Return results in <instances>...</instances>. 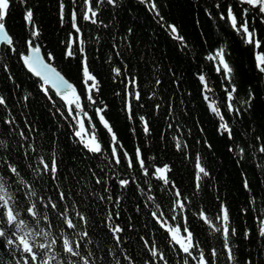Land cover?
Here are the masks:
<instances>
[{"label": "trees", "instance_id": "1", "mask_svg": "<svg viewBox=\"0 0 264 264\" xmlns=\"http://www.w3.org/2000/svg\"><path fill=\"white\" fill-rule=\"evenodd\" d=\"M155 3L162 22L140 0H118L116 7L100 6L98 23L94 25L82 19L83 0L75 5L71 0H64L63 23L60 0H27V5L14 0L7 25L18 52L12 53L0 46V96L7 101V108L0 106V141L9 145L17 166L30 174L24 178L34 180L38 197L55 198L59 191L71 193L64 203L71 205L76 201V207L88 216L87 229L93 234V241L103 238L107 240V247L114 244L105 226V217L108 212H118L119 217L114 216L112 223L124 229L121 235L125 245L134 251L136 264H145L148 259L140 237L156 240L173 264H179L180 257L170 244L169 234L152 216L157 210L164 214L166 227H180L184 217L191 218L190 227L201 244L221 248L219 234L210 233L198 216L199 211L206 210L208 216L214 217L221 202L229 208L232 226L239 233L234 237L237 259L242 264L249 259L254 264H264V238L258 235L257 223V217L264 215V154L255 151L256 142L252 139L256 135L264 137V74L257 70L255 60V55L264 51V23L259 16L254 22L251 15L248 17L262 41V48L254 49L232 29L226 18L229 4L239 16L242 6L237 0H155ZM26 7L34 12L42 55L49 52L54 55L53 66L78 93H84L86 87L79 52L80 46L84 48L100 92L96 94L97 104L89 103L86 97L82 100L87 116L81 114L80 119L88 129L95 125L96 136L104 149L102 154L89 153L79 143L74 135L75 121L67 116L65 104L53 94L55 103L49 100L41 91L40 82L24 70L18 53H26L24 41L30 34L23 19ZM73 8L79 14V34L72 28ZM166 25L177 27L186 46L172 39ZM81 39L83 45L79 43ZM70 40L74 41L76 55L69 59L65 58V52ZM221 47L226 49V59L234 69L233 79L239 92L237 107L247 109L242 116L228 112L224 88L229 85L215 71V62L207 59ZM3 65H7L8 72L3 71ZM114 68H120L124 75L116 76ZM9 75L12 79H8ZM200 75L206 78L207 90ZM131 76L136 78L135 86L128 83ZM249 89L255 97L250 107L243 104ZM137 91L143 97L140 101L129 95ZM126 103L133 106L132 119L128 118ZM212 103L225 114L226 121L211 111ZM97 107L104 109L101 114L113 127L122 146L118 149L121 154L126 151L131 157L140 148L152 175L145 177L139 165L129 169L126 161L114 166L111 136L96 115ZM141 116L149 123L148 134L144 133ZM89 118L92 124L88 123ZM4 120H13L14 124H5ZM223 122L234 130L233 139L219 130ZM21 131L28 136L27 140L20 137ZM177 139L188 145L184 152L176 150ZM20 144L25 148H20ZM29 144L38 149L33 156L50 157L55 151L59 162L58 182L51 181L47 175L37 178L32 173L28 167L30 161L24 156ZM236 145L248 146L243 158ZM197 155L210 173L203 178L199 191L195 188ZM165 164L170 168L169 178L187 197L183 213L173 210V190L165 191L166 186L155 178L154 169ZM117 177L129 181L128 185L121 187ZM97 178L105 180L109 191L105 192L103 185L95 183ZM245 179L250 189H245ZM172 216L176 219H170ZM246 230L251 233L247 240L243 239ZM220 264H225L223 256Z\"/></svg>", "mask_w": 264, "mask_h": 264}, {"label": "snow or ice", "instance_id": "2", "mask_svg": "<svg viewBox=\"0 0 264 264\" xmlns=\"http://www.w3.org/2000/svg\"><path fill=\"white\" fill-rule=\"evenodd\" d=\"M21 5H27V0H18ZM78 0H71L75 5ZM118 0H83V15L82 19L92 24L98 23V9L102 4L117 6ZM140 3L145 4L155 16L160 15L159 9L155 0H140ZM237 3L242 6L239 16L234 11L233 5L229 4L226 8L227 19L230 22L232 29L254 49L262 48V41L257 38V33L248 17L251 15V20L254 22L257 16L260 17V22L264 23V0H237ZM14 5V0H0V46H5L10 52L17 53L15 39L10 33L7 25V20L11 15V10ZM247 6V7H243ZM78 12L73 8L71 11L72 28L77 34L81 32L78 26ZM60 18L63 23L65 19V4L64 0H60ZM25 27L29 31L28 38L24 41L26 44V53H18L23 66L40 82V89L44 95L55 103V97H59L64 101L67 107V116L72 117L75 121L74 127L77 128L74 135L78 138L79 143L92 154H102L104 149L101 146L95 132V125L91 129L86 128L83 119H80L81 114L87 116L85 106L82 100H86L91 104H97L96 94L100 92L99 81L96 76L90 72L89 64L84 48L79 47L80 64L85 84V92L78 93L76 87L53 66L55 59L52 53L42 55L41 46L37 43L40 35L38 26L34 20V12L31 7H26L23 15ZM221 19H225L221 15ZM172 39L177 40L182 46H186L184 38L178 33L175 25H166ZM131 32V29H129ZM71 35V34H70ZM78 39V37H77ZM74 41H69L65 58H72L76 55V49L73 48ZM80 45L84 41L79 40ZM226 49L221 47L213 54L207 56L209 61L215 62V71L222 74L223 79L227 81L228 87L224 88L226 96V106L229 113L235 116H242L247 109L237 107L236 101L239 96L238 87L233 79L234 69L230 62L226 59ZM256 68L264 74V51L258 52L255 55ZM3 71L8 72L7 65H3ZM116 76H122L120 68H114ZM8 79H12L11 75ZM200 81L204 84L205 89H208L206 78L200 75ZM129 84L135 86L136 78L131 76ZM160 83L159 80L156 81ZM136 101L143 99L140 92L129 93ZM254 94L251 89L247 92V97L243 104L251 106L254 100ZM208 99V97H205ZM0 106L7 108L6 98L0 96ZM211 111L219 117L221 121H226L225 114H222L215 103L209 105ZM126 111L129 113V119L134 118V110L131 103L125 104ZM159 108V105H157ZM59 110V109H58ZM103 108H96V115L99 117L101 124L107 133L111 136V157L114 166H120L127 162L129 169H134L139 165V169L145 177L152 175L149 172V165L146 162L147 158L143 155L140 148L135 150L134 156H129V153L118 150L122 146L119 145L117 135L113 131V127L105 119L101 113ZM143 122V130L145 134L150 132L149 123L141 116ZM3 123L12 125L13 120H4ZM89 124H92V119L89 118ZM171 127V125H169ZM221 133H227L231 140L234 137V130L230 124L223 122L219 125ZM23 140H27L28 136L23 131L19 133ZM256 142L255 151L264 154V143H262V135H256L253 138ZM20 148H25L24 144L19 145ZM188 147L186 143L176 140L175 148L177 151L184 152ZM211 148V145H208ZM239 147V145H236ZM248 146L239 147V154L243 158L246 154ZM230 151L233 149L230 148ZM38 152V149L33 145H27L24 156L30 161L28 167L32 169V173L37 178L47 175L53 182H58L59 162L53 151L50 157L43 155L33 156L32 153ZM33 161H35L33 163ZM197 169L195 175V188L201 190L203 178L209 177L210 173L203 166L202 158L197 155L194 162ZM170 168L167 164L163 167L154 169L155 178L161 181L165 187V191L173 190V210H179L181 213L185 210L187 197L184 196L178 185L174 184L168 176ZM23 173V176H22ZM30 174L25 172L22 167L17 166L16 158L12 155L9 145L0 141V264H136V255L131 251L130 245H125L121 233L124 229L118 224L112 223L113 217H119L118 212H108L105 221L107 231L111 234L110 239L114 241L111 247H107V240L101 239L93 241V234L87 229L89 223L88 216L76 207V201L71 205L64 203L71 195L69 192L59 191L57 197L37 196L35 182L33 179H25L24 177ZM95 175V173H93ZM121 187H126L129 183L127 180H119ZM96 184L103 185L104 191H109L106 182L103 178H97ZM53 185H49L51 188ZM245 189H250L249 182L245 179ZM105 199V197H100ZM107 199H111L108 196ZM149 200H154V197H149ZM82 202V201H81ZM118 203V201L116 202ZM254 203V200H253ZM159 209V205H157ZM163 213L159 210L152 213L153 218L161 225V228L169 234L170 244L174 246V251L180 257L179 264H220L221 257H224L225 264H242L237 259V247L234 237L239 235L237 228L232 226L230 211L227 205L220 203L219 210L214 217L207 215L206 210H201L198 213L199 219L203 225H206L209 232L219 234L222 239L221 248L202 245L197 239L196 234L190 225L192 220L189 217L183 218V224L180 227H166L167 221L163 220ZM175 220L176 216L170 217ZM258 235L264 238V215L257 217ZM251 233L244 231L243 239H249ZM143 240L142 248L147 249L145 255L148 259L145 264H173L167 252L161 250L156 240ZM112 257V260L108 258ZM243 264H254V261L249 259Z\"/></svg>", "mask_w": 264, "mask_h": 264}, {"label": "water", "instance_id": "3", "mask_svg": "<svg viewBox=\"0 0 264 264\" xmlns=\"http://www.w3.org/2000/svg\"><path fill=\"white\" fill-rule=\"evenodd\" d=\"M20 62H21V64H22V66H23V63H22V61H21V59H20ZM23 68H24V70L29 74V75H31L33 78H35V79H37L36 77H34L31 73H29L27 70H26V68L23 66ZM38 80V79H37ZM54 96H55V93L53 92L52 93ZM58 100H60L62 103H64V101H62L59 97H56Z\"/></svg>", "mask_w": 264, "mask_h": 264}]
</instances>
